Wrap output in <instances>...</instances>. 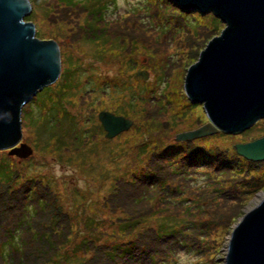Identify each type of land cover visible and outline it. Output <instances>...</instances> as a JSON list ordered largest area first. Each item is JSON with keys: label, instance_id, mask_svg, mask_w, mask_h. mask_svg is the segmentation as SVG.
I'll return each instance as SVG.
<instances>
[{"label": "rangeland", "instance_id": "obj_1", "mask_svg": "<svg viewBox=\"0 0 264 264\" xmlns=\"http://www.w3.org/2000/svg\"><path fill=\"white\" fill-rule=\"evenodd\" d=\"M30 1L32 12L25 20L36 25L40 39L55 40L61 51V76L47 87L58 94L68 67H76L72 78L77 81V91L74 93L69 87L63 91L68 102L66 109L76 122L67 128L72 132L58 143L61 147L53 151L43 148L51 136L40 141L39 128L36 134V124L23 114L21 142L31 146L33 154L22 159L10 155V150H0L1 166L7 161L6 167L20 172L17 185L0 182V249L7 258L6 264H225L234 228L264 197V161L247 160L234 145L263 137L264 119L240 133L221 131L193 140L189 149L177 150L180 159L173 150L182 147L181 142L173 139L178 133L208 122L203 105L192 106L195 103L188 102L191 100L185 90V78L189 67L226 24L216 21L213 13L186 14L171 0ZM165 5L170 7V13ZM184 17L195 29L184 27ZM174 26H181V31ZM121 34L134 45V60H130L127 69V51L124 61L114 49L107 51L113 40H126ZM108 37L110 42H106ZM95 44L101 55H97ZM134 68H138L137 72L149 71L148 80L136 78ZM126 80L130 81L129 88L126 82L122 85ZM137 82L145 92L143 99L147 104L133 113L131 107L124 106L132 104L128 98L135 94ZM47 87L38 93L43 96L44 107L39 109L33 98L24 108L32 105L38 108L36 115L46 114L51 97L50 90L45 91ZM168 99L174 100V111L186 110L180 121L173 116V108L166 106ZM101 111L125 116L133 125L108 139L105 130L96 126V122L101 123ZM54 122L51 119V124ZM149 141V149L142 146ZM199 149L208 152L205 158L184 161L191 151ZM28 184L32 187L28 196L55 199H49L44 215L31 221L39 229L46 226L45 221L52 223L51 235L45 239L33 237L25 222L17 224L22 207L30 201L18 187L27 188ZM14 192L22 194L19 200ZM146 195L147 199L140 200ZM31 205L36 213V203L29 202L27 206ZM152 207L165 210L159 214L151 211V216ZM62 209L74 218L73 234L67 231L65 235L56 219L51 222L52 212ZM139 214L144 220L136 222L133 231H124L129 228L126 225L120 228V217ZM89 216L94 220L90 221ZM7 226L11 231L15 229L12 238L5 233ZM156 229L157 234L169 238L168 242L157 237ZM91 239L96 240L95 246ZM133 240L138 242L133 249L140 257L137 262H128L123 260L120 248ZM83 243L87 244V251ZM109 254L115 257L114 262L106 258Z\"/></svg>", "mask_w": 264, "mask_h": 264}, {"label": "water", "instance_id": "obj_2", "mask_svg": "<svg viewBox=\"0 0 264 264\" xmlns=\"http://www.w3.org/2000/svg\"><path fill=\"white\" fill-rule=\"evenodd\" d=\"M185 10L213 13L226 27L209 41L191 65L185 90L202 104L208 122L176 134L186 142L219 132L240 133L264 119V0H172ZM30 0H0V150L25 159L34 150L22 143L23 109L61 76L58 43L40 39L25 18ZM149 71L136 78L148 80ZM108 139L129 130L133 121L109 111L99 113ZM250 161H264V136L234 145ZM225 264H264V197L239 221L231 235Z\"/></svg>", "mask_w": 264, "mask_h": 264}, {"label": "trees", "instance_id": "obj_3", "mask_svg": "<svg viewBox=\"0 0 264 264\" xmlns=\"http://www.w3.org/2000/svg\"><path fill=\"white\" fill-rule=\"evenodd\" d=\"M170 1V0H169ZM172 1V0H171ZM164 7H167V10L169 11L170 10V7H168V5H165ZM186 11V14H188V13H192V12H194V11H190V10H185ZM198 12V11H197ZM165 13H166V11H165ZM168 13H170V11L168 12ZM199 14H200V12H198ZM193 14V13H192ZM215 16V15H214ZM215 18H216V21H218V22H221V20L219 19V18H217L216 16H215ZM27 19V18H26ZM186 24H188L189 25V27H187L186 26ZM183 25H184V27L185 28H188V29H191V30H193V29H195L194 28V26L192 25V23H190V21L189 20H186L185 19V17H184V21H183ZM191 25H192V27H191ZM178 31H181V29H182V27L181 26H174ZM122 35V34H121ZM123 36V35H122ZM126 40L125 41H121L120 42V40H113L112 42H111V48H109L107 51L109 52V51H111V50H115V51H117V53H115V54H119L120 55V57H121V59L124 61L125 60V58H126V55H127V53L129 54L128 56H130V57H128L127 58V60H126V62H125V67H126V69L128 68V66H129V63H130V60H134V58L132 57V53L134 52V48H133V43L132 42H128V40H127V38L125 37V36H123ZM110 42V38L108 37V39L106 40V42ZM95 46H96V52H98V48H99V45H96L95 44ZM113 50V51H114ZM126 51H127V53H126ZM124 52V53H123ZM125 53H126V55H125ZM96 54V53H95ZM97 55H101L99 52L97 53ZM96 55V57H98ZM102 56H106V55H102ZM133 58V59H132ZM134 66L136 65V63L134 62V63H132ZM76 70V67L74 68V69H71L70 67H68V71H67V73L65 74L67 77H66V79H65V81H64V83H63V85L62 86H59V88L58 89H60L61 90V92L62 93H60V90L58 91V94H56V90L54 89V88H49V87H47L46 89H45V91L47 92L48 90H50V96L51 97H48L49 99V101H50V104H49V106H48V111H47V113L46 114H35L34 113V111H35V109L38 107L39 109L41 108V107H44L43 106V100L41 99V98H43V96H41L40 94L39 95H37L36 97H35V99H34V104L35 105H37V107H33L32 105H27V109L26 108H24L23 109V114H25V116L28 118V120H30V122H32V123H34V124H36V134H37V131H38V128H39V132H41V134H40V136L39 137H42L41 139H40V141L42 140V141H44V140H46V135H49V136H51V138H50V140H49V142H48V145L46 146V147H43V148H47L48 150L49 149H52L53 151H55V150H58L59 149V147H61L58 143H62V142H64L65 140H66V138H67V136L72 132V129H69V131H66L67 130V128L68 127H70V126H72L71 125V123H74V122H76V119H75V117L74 116H72L70 113H69V111L66 109V107H67V101L65 100V98H63V91H66L67 90V88L69 87V89H73V91H74V93L77 91L76 90V87H77V85H76V83H77V81H75V79H73L72 77L74 76V71ZM133 70H135V72H134V75L136 74V70H138V68H134ZM132 70V71H133ZM63 74H64V72H63ZM88 75L90 76V74L88 73ZM88 76V77H89ZM136 81V80H135ZM123 82V81H122ZM127 83L126 84V87L127 88H129L130 87V81L129 80H126V81H124L123 83H122V85L124 84V83ZM129 82V83H128ZM69 83V84H68ZM81 85H82V83H81ZM139 84H138V82H137V84L135 85V87H134V93L135 94H131L130 96H129V98H128V102H130V101H132V104H131V102L130 103H127V104H125V106H124V108H126V107H131V112H133V113H136L138 110V108H142V107H145V105L147 104L146 102L147 101H145V99H143V96H145V92H143V88H140L139 86H138ZM44 91V92H45ZM39 96H41V97H39ZM74 96V95H73ZM72 96V99L74 98ZM41 99V100H40ZM38 100H40V102L38 101ZM138 102H141V104L140 103H138ZM188 102L190 103L191 101H189L188 100ZM38 103V104H37ZM188 103V104H189ZM65 104H67V105H65ZM166 106L169 108H171L172 109V111H173V116L175 115L176 116V118L178 119V121H180L181 120V118H183L182 116V113L184 114V112L186 111V110H183V111H181L180 110V112H177V109H176V111H174V100L173 99H168V100H166ZM192 104H193V102H192ZM195 105H201V104H193L192 106H195ZM37 108V109H38ZM188 110V109H187ZM168 111V110H167ZM57 114V115H56ZM58 118H57V117ZM37 117H44L42 120H40V119H38ZM51 117H53V118H51ZM51 119L53 120V121H55V122H57L58 123V125H56V123L54 124H51ZM27 120V119H26ZM73 126H76V124H74ZM96 126L99 128V129H101V125L100 124H97V122H96ZM73 128V127H72ZM94 128V127H93ZM74 130V129H73ZM60 132V133H59ZM99 134L100 135H102L103 133L99 130ZM102 133V134H101ZM103 137H105V136H103ZM102 137V138H103ZM36 139L38 140L39 138H38V136L36 137ZM53 139H56L55 141V143L53 142L52 144H51V140H53ZM173 138L172 137H170L169 138V140H172ZM197 140H199V139H197ZM204 140V139H203ZM40 141H38L37 143H39L40 144ZM173 141H174V139H173ZM36 143V144H37ZM184 143V144H183ZM192 143H193V140L192 141H186V142H181V144L180 145H182V147H180V148H176L175 150H173V154L175 155V157L176 158H182V156L181 155H179L178 156V153H177V150L178 151H180V149L181 150H183V149H189V147H192L191 145H192ZM152 144H151V141H149V142H144L143 144H142V146H144L145 148H147V149H149L150 148V146H151ZM42 146V145H41ZM184 146V147H183ZM186 147V148H185ZM149 153V152H148ZM208 152L207 151H205V149L204 150H197L196 152L195 151H191L187 156H185L184 157V161H186V158H188L190 161L193 159V158H197V157H203V158H205V156H204V154H207ZM202 154H203V156H202ZM5 164V166H1V159H0V182L2 181L3 183H7V184H11L12 182L14 183V184H16L17 185V183L20 181V179H19V174H20V172L19 171H17L15 168H13V169H10L9 167H6V165H7V161L4 163ZM11 164V163H10ZM4 167H6V168H4ZM2 168H4V170L2 169ZM14 172V173H13ZM19 172V173H18ZM13 174H15V176L13 175ZM26 174V173H25ZM29 175V174H28ZM30 176V175H29ZM13 178L15 179L14 181H13ZM29 182H30V184L31 185H33V183L35 182V181H33L32 180V178L29 180ZM46 183H48L47 181H46ZM39 184V183H38ZM127 184H129V185H133V184H130V183H127ZM29 185V184H28ZM35 185H36V183H35ZM22 186V185H21ZM21 186H19L18 187V191H21V192H25V194H26V196H24V198L26 199V201H28V200H30L29 202H35L36 203V206H37V208L35 209L36 210V213L34 212V210L32 209L33 208V205H31V206H27L28 204H29V202H28V204H26V205H24V207H22V212H21V214H19L21 217L18 219V225H22V224H24V222H25V224L27 225V227L28 226H30V229H31V234H33V237L34 236H37V237H42L43 239H45V238H47L48 237V235L50 234L51 235V231H49V227H51L52 228V223L50 224V222H47V221H45V225L46 226H44V225H42V228L41 229H39V226H36V225H34L32 222L33 221H35L34 219H36L37 217H39V216H42L41 214H43L44 215V213L46 212V210H45V206H47V205H49V199H52V200H54L55 201V199H54V197H50L49 199L48 198H42V196L43 195H41V196H37L36 197V195H29L28 196V194L27 193H29V191H31V186L29 185L27 188H23V187H21ZM49 190H50V185H49ZM8 189H10L9 187H8ZM250 191V190H249ZM12 192V191H11ZM246 192H248V191H246ZM15 193V192H14ZM56 193V192H55ZM16 194V197H17V200H19V197L20 196H22V194H19V192H16L15 193ZM149 195V194H148ZM148 195H146V196H141L140 197V200H141V198H144V199H147L148 197ZM151 197H152V199L154 198V195L153 194H151L150 195ZM48 199V200H47ZM47 200V201H46ZM44 201V202H43ZM157 201V200H156ZM158 202V201H157ZM154 203V204H156V205H159L158 203ZM32 207V208H31ZM166 208V207H165ZM167 209V208H166ZM33 210V211H32ZM163 210H165L163 207H162V209H160V208H154V207H152V210H150V214H151V211H153V213H157V214H159L158 212H160V211H163ZM38 211V212H37ZM149 213L146 215V216H149ZM154 214V215H155ZM19 215L16 217V218H18L19 217ZM136 215H137V213H136ZM169 214H166L165 216H168ZM143 215L141 214H139L137 217L135 216V215H132L131 217L129 216V217H120L118 220H119V223H121L120 224V228L121 227H123L124 225H126V226H129V228H125V230L124 231H133L134 230V226L136 227L137 226V223L139 224V222L141 221V220H144V218L142 217ZM151 216H152V214H151ZM90 217V216H89ZM154 217V216H153ZM56 219V222H58L57 223V227H58V224H61V227H62V229L60 228V230H62L63 232H65L64 234L65 235H68V234H66V232L68 231L69 232V234H73V230H72V228H74L73 227V222H74V218L70 215V214H67V212L66 211H64L63 209L61 210V211H59V210H57L56 212H52V214H51V222L53 221V220H55ZM90 219V221L91 220H94L92 217H90L89 218ZM17 220V219H16ZM23 220V221H22ZM32 221V222H31ZM68 221V222H67ZM154 221H157V219L156 220H154ZM137 222V223H136ZM67 223H68V225H67ZM90 223H92V222H90ZM4 224V223H3ZM1 225V224H0ZM41 225V224H40ZM49 225V226H48ZM159 226V225H158ZM60 227V226H59ZM125 227V226H124ZM132 228H133V230H132ZM58 230H59V228H58ZM95 230V229H94ZM145 231V230H144ZM54 232V234L56 235L57 233L55 232V231H53ZM5 233H7L8 234V238L10 237V238H12V236H14L15 235V229H13L12 231L10 230V227L9 226H7L6 227V230H5ZM157 233H159L158 232V230L156 229V234ZM53 234V235H54ZM59 235V234H58ZM160 236H162L161 237V241H163V242H168V240H169V238L168 237H166V236H163V235H160V234H157V237L158 238H160ZM96 240L94 239V241H93V239H91V241H90V243H93V246H95L94 245V242H95ZM135 242H137V240L135 241ZM135 242H134V240L133 241H131V243L128 245V244H125V245H127V246H125V247H122L121 246V254H123V260H126V261H130V262H133V261H135V262H137L139 259H138V257H140V256H138L135 252H134V249H133V247L135 246L134 244H135ZM48 243V245H49V247H51V241H49V242H47ZM138 243V242H137ZM10 247L12 248V250H13V248H15V247H13V244H10ZM86 251H87V244L86 243H83V246H82ZM132 249V251H131V249ZM15 251H16V248H15ZM14 250H13V252H15ZM112 251H113V248H112ZM2 249H0V258H1V260L3 261V263L2 264H6V259L7 258H5L4 257V255H2ZM88 252H89V250H88ZM154 256H156L155 254H154ZM106 258L110 261V262H114L115 261V257L112 255V254H109L108 256H106ZM119 258H120V256H119ZM151 259L153 260V257H151ZM157 259H159V258H157ZM163 260V259H162ZM166 261V260H165ZM10 262V261H9ZM152 262H155V260H153ZM169 262V261H168ZM137 264H140V263H137Z\"/></svg>", "mask_w": 264, "mask_h": 264}, {"label": "flooded vegetation", "instance_id": "obj_4", "mask_svg": "<svg viewBox=\"0 0 264 264\" xmlns=\"http://www.w3.org/2000/svg\"><path fill=\"white\" fill-rule=\"evenodd\" d=\"M100 125H101V130H105L102 123H100ZM105 136H106V131H105Z\"/></svg>", "mask_w": 264, "mask_h": 264}]
</instances>
